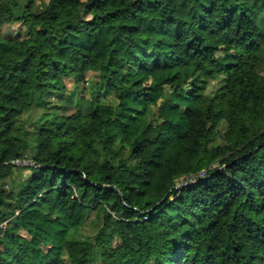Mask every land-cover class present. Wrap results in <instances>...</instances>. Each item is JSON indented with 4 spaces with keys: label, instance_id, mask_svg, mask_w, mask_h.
<instances>
[{
    "label": "trees",
    "instance_id": "obj_1",
    "mask_svg": "<svg viewBox=\"0 0 264 264\" xmlns=\"http://www.w3.org/2000/svg\"><path fill=\"white\" fill-rule=\"evenodd\" d=\"M12 24L0 264H264V0H0ZM66 80L71 113L22 118Z\"/></svg>",
    "mask_w": 264,
    "mask_h": 264
},
{
    "label": "rangeland",
    "instance_id": "obj_2",
    "mask_svg": "<svg viewBox=\"0 0 264 264\" xmlns=\"http://www.w3.org/2000/svg\"><path fill=\"white\" fill-rule=\"evenodd\" d=\"M20 27L19 24H12V25H3L0 28V36H7L10 37L12 34H14V32L16 31V29ZM24 28H22L23 30ZM22 37V36H21ZM256 52V50L254 51ZM251 62L249 61H242L240 62V64H238V66L234 69L233 75L231 76V79H234L236 77V75L240 72L249 70L251 68ZM98 70L94 67H89L87 73H86V82L83 83L82 85H80V87L78 88V91H82L83 89H86V95L88 93V89L92 90L95 86V81L96 80V75H97ZM66 85H67V90L65 92V94H63L62 96H60L59 94H56L55 92H50L45 94L44 96V101H46L45 105H34L27 113L23 114L22 118L23 119H30V120H34L36 119L40 113L42 112H64L66 114H69L73 111V102L71 101L69 95L74 91V84L71 80H66ZM38 102V100H37ZM258 114H252L251 115V119L255 120L257 119ZM244 123L243 119L239 120V126L241 127ZM246 130L243 129V132H245ZM25 156L29 157L30 156V152H25L24 153ZM23 174H28V170H24ZM224 213H217L216 211H212L208 216H206L205 220H204V224L208 225L210 223H213L214 221L220 219V217L224 216ZM94 217V213L90 212L87 214L86 216V224H89L90 221L93 219ZM65 264V263H64ZM94 264H100L99 262H95Z\"/></svg>",
    "mask_w": 264,
    "mask_h": 264
},
{
    "label": "water",
    "instance_id": "obj_3",
    "mask_svg": "<svg viewBox=\"0 0 264 264\" xmlns=\"http://www.w3.org/2000/svg\"><path fill=\"white\" fill-rule=\"evenodd\" d=\"M12 163L15 164H30L32 166H36L34 163H32L31 161H25V160H17V161H12Z\"/></svg>",
    "mask_w": 264,
    "mask_h": 264
}]
</instances>
